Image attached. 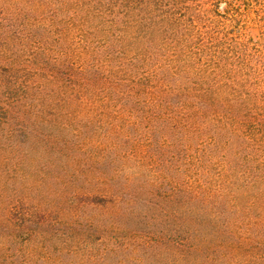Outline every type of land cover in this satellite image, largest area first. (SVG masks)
I'll use <instances>...</instances> for the list:
<instances>
[{
    "label": "trees",
    "instance_id": "obj_1",
    "mask_svg": "<svg viewBox=\"0 0 264 264\" xmlns=\"http://www.w3.org/2000/svg\"><path fill=\"white\" fill-rule=\"evenodd\" d=\"M123 1L103 26L83 8L73 44L53 0H0V117L45 151L76 127L83 184L72 158L58 197H83L88 251L108 243L87 264H233L264 246V0ZM35 203L41 223L77 211Z\"/></svg>",
    "mask_w": 264,
    "mask_h": 264
},
{
    "label": "rangeland",
    "instance_id": "obj_2",
    "mask_svg": "<svg viewBox=\"0 0 264 264\" xmlns=\"http://www.w3.org/2000/svg\"><path fill=\"white\" fill-rule=\"evenodd\" d=\"M107 1L97 0L95 3L94 0H53L50 10L45 13L46 18L54 19L53 39L73 44L83 43V8L85 10L90 5L93 10H98V26L109 22V12L112 10L121 15L125 9L124 5H120V0H111L110 4ZM130 1L123 2L130 4ZM202 1L205 8L211 4L210 0ZM38 2L39 0H34L33 4ZM201 4V0H196L197 6ZM221 6L224 5L221 4L220 9ZM123 22L124 19H121L117 23L120 25ZM90 38L102 39L100 35ZM76 109L83 112L82 107ZM4 119L0 117V264H87L90 260L87 262L83 258L89 253L97 258L102 257L108 243L104 245L99 233L92 234V249L89 251L83 240V197L74 201L70 197L60 201L61 198L58 197L60 190H65L67 194L73 187L69 182L70 169L67 168V162L72 158L80 163V167L71 170L75 174L79 171L78 175L81 177L78 182L83 184V147L80 146L83 145V139L79 138L81 141H78L71 134L76 127L67 125L65 128L69 132L53 138L52 147L45 151L38 144L30 146L18 128L15 135H12L3 123ZM61 124L58 120L55 129H60ZM25 197L29 198L28 202ZM38 198L51 206L68 202L67 207L70 205L77 211L70 219H63L58 211H51L46 213L45 221L41 223V215L35 205ZM113 237L110 242L115 244L117 241ZM123 237L121 243L129 244L130 234ZM243 252L241 258L233 264H246L242 261L245 256H249L251 264H264V246L261 244H253ZM116 260L118 262L111 252L108 258L97 262L115 264ZM97 262L94 264H98Z\"/></svg>",
    "mask_w": 264,
    "mask_h": 264
}]
</instances>
